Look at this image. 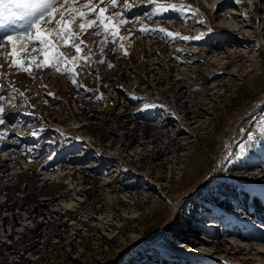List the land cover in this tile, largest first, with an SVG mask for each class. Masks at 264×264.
Listing matches in <instances>:
<instances>
[{
    "label": "rangeland",
    "instance_id": "1",
    "mask_svg": "<svg viewBox=\"0 0 264 264\" xmlns=\"http://www.w3.org/2000/svg\"><path fill=\"white\" fill-rule=\"evenodd\" d=\"M123 2L100 5L132 19L83 35L75 77L0 49V264H264V0Z\"/></svg>",
    "mask_w": 264,
    "mask_h": 264
},
{
    "label": "snow or ice",
    "instance_id": "2",
    "mask_svg": "<svg viewBox=\"0 0 264 264\" xmlns=\"http://www.w3.org/2000/svg\"><path fill=\"white\" fill-rule=\"evenodd\" d=\"M105 0H99V4L94 3L93 0H87V3L82 7H77V0H0V18H3L5 14L12 18H19L23 20L24 23L20 25L19 30L13 28L10 32L5 33L0 36V49L4 48L6 45L11 46V51L8 53L9 58H11L10 67H15L18 70H22L27 73L33 79H36L35 73L33 72V66L36 69L42 68H53L58 72L67 73L70 76L75 77L77 75L76 68L83 67L79 61H90L91 55L85 54L81 56L83 47H89L84 39L82 38L84 34L88 33L89 29L93 27H102L105 33H111V40L105 37V41H102V45L105 42H116L117 34L119 33V27L128 23L132 18L119 19L115 23H110L114 19L113 16L106 15L108 9L106 7H101ZM235 3H240L241 0H234ZM251 2V0H248ZM112 7H116L118 0H109ZM146 4L152 5L156 4V0H146ZM123 7L125 9L131 10V6L127 4L126 0L123 2ZM191 14L199 15L197 9L187 6ZM169 9L177 10L176 5L164 4L157 5V14H162L167 12ZM180 10H183L181 6ZM116 16H127V12L116 13ZM94 17V18H93ZM136 19H139L138 17ZM200 24H204L203 20L198 21ZM53 27H46L47 25H53ZM76 25L77 27H74ZM141 32L147 34L148 32L158 31L163 33L167 37L180 38V34L173 33L164 28L159 29H149L147 27H142ZM94 35H99L100 33H93ZM124 39V37H120ZM182 39H201L200 36L195 38L189 36H183ZM59 41L56 43L55 41ZM38 41L41 47V51L44 54V59L42 61H37L36 57H32L30 64L25 66V63L20 59L22 52L26 50V43H31ZM71 42L70 47L75 49L76 55L68 56L64 52L60 51L61 45H68ZM18 44L20 48L18 49ZM120 48L124 45L120 44ZM33 52L36 51L35 48L32 49ZM90 52V49H89ZM104 53V47L101 48V54ZM128 53L125 52V55ZM100 63H104L106 67H113L110 63L105 60H101ZM2 67V65H0ZM72 83L77 87H84L79 83L77 79H73ZM3 90V86L0 85V91ZM13 91H18L12 89ZM90 91V89H89ZM23 96V93H19ZM4 99L0 96V100ZM5 108L0 106V125L5 124L6 118L4 116ZM0 133V136H3ZM33 135H36L33 133ZM253 143L257 139L255 135L248 137ZM245 150L242 149V152Z\"/></svg>",
    "mask_w": 264,
    "mask_h": 264
},
{
    "label": "trees",
    "instance_id": "3",
    "mask_svg": "<svg viewBox=\"0 0 264 264\" xmlns=\"http://www.w3.org/2000/svg\"><path fill=\"white\" fill-rule=\"evenodd\" d=\"M228 185L225 184V187H227ZM223 191H226V189H223ZM244 207H246V200H245V203L243 204Z\"/></svg>",
    "mask_w": 264,
    "mask_h": 264
},
{
    "label": "bare ground",
    "instance_id": "4",
    "mask_svg": "<svg viewBox=\"0 0 264 264\" xmlns=\"http://www.w3.org/2000/svg\"><path fill=\"white\" fill-rule=\"evenodd\" d=\"M203 226H206V227H207V226H209V225L204 224ZM206 239H207V238H206Z\"/></svg>",
    "mask_w": 264,
    "mask_h": 264
}]
</instances>
